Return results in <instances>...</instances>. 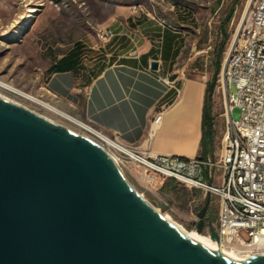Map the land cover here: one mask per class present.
Returning <instances> with one entry per match:
<instances>
[{
  "label": "water",
  "instance_id": "obj_1",
  "mask_svg": "<svg viewBox=\"0 0 264 264\" xmlns=\"http://www.w3.org/2000/svg\"><path fill=\"white\" fill-rule=\"evenodd\" d=\"M211 199L197 230L219 243ZM0 264H264V254L212 250L167 221L99 141L0 96Z\"/></svg>",
  "mask_w": 264,
  "mask_h": 264
},
{
  "label": "crops",
  "instance_id": "obj_2",
  "mask_svg": "<svg viewBox=\"0 0 264 264\" xmlns=\"http://www.w3.org/2000/svg\"><path fill=\"white\" fill-rule=\"evenodd\" d=\"M142 10L116 7L101 41L89 43L91 54L74 45L54 61L48 91L58 108L141 151L199 155L207 81L185 72L183 23ZM108 31L114 35L103 37Z\"/></svg>",
  "mask_w": 264,
  "mask_h": 264
},
{
  "label": "rangeland",
  "instance_id": "obj_3",
  "mask_svg": "<svg viewBox=\"0 0 264 264\" xmlns=\"http://www.w3.org/2000/svg\"><path fill=\"white\" fill-rule=\"evenodd\" d=\"M233 2L234 0H0V79L56 105L48 91L50 66L78 41L86 45L85 56L91 54L93 49L88 46L89 43L93 40L101 41L99 30L115 8L123 6L134 10L142 8L145 12L151 10L172 24L183 23L188 35L182 57L185 72L187 76L208 81L214 73L218 47L225 37L224 31L227 30L230 37L223 63L249 5V0H240L226 26L225 20ZM236 90L235 86L230 89L231 92ZM226 93L221 69L213 95L218 127L216 156L223 148L227 132ZM0 96L80 133L84 130L68 117L15 90L0 85ZM232 116L234 120L241 119L242 110L239 106L233 108ZM123 168L132 184L154 206L185 229H197L200 221L198 212L207 199L203 189L199 195L194 193L189 203L185 204L162 190L165 176L153 173L156 179L147 181L139 168ZM218 174L221 176L219 171ZM212 198L207 215L216 224L219 196L212 194ZM163 204H166L167 208H164ZM200 233L210 235L208 228Z\"/></svg>",
  "mask_w": 264,
  "mask_h": 264
},
{
  "label": "built area",
  "instance_id": "obj_4",
  "mask_svg": "<svg viewBox=\"0 0 264 264\" xmlns=\"http://www.w3.org/2000/svg\"><path fill=\"white\" fill-rule=\"evenodd\" d=\"M142 9V8H141ZM134 10V11H139ZM114 32H104L103 37ZM222 76L226 88L227 132L218 158L150 154L124 143L118 136L95 135L122 166L141 170L147 181L158 173L174 177L188 187H198L219 196L215 224L220 246L248 259L264 254V0H251L235 39L225 57ZM171 83L169 77L165 78ZM232 86L236 92H231ZM239 106L240 120L232 110ZM159 112L154 122H159ZM124 169V168H123ZM218 171L221 173L219 176Z\"/></svg>",
  "mask_w": 264,
  "mask_h": 264
},
{
  "label": "trees",
  "instance_id": "obj_5",
  "mask_svg": "<svg viewBox=\"0 0 264 264\" xmlns=\"http://www.w3.org/2000/svg\"><path fill=\"white\" fill-rule=\"evenodd\" d=\"M239 1L240 0H234L233 5L230 8V11L227 15V19L225 20L226 26L231 21L235 12V6ZM224 35H225L224 40L218 47L217 58L215 59L214 73L211 79L207 81V85H206L205 105H204V115H203V136L201 141V152L199 154V156L204 158H207L209 156H214L218 148L217 114L214 111L213 95L219 81V75L222 69V64L224 59V53L227 46V42L230 37V34L227 30L224 31ZM76 45L81 47L83 44H81L80 42H76L75 46ZM65 61H68V59L65 58L64 62ZM161 188L165 193L169 194L172 197H175L176 199L182 200V202L185 204L189 203L194 193L196 195L202 193L201 188L198 187L189 188L186 185H184L183 182L179 181L174 177H166ZM211 201H213V198L211 199ZM163 207L167 208V205L163 204ZM209 219L211 218L209 217Z\"/></svg>",
  "mask_w": 264,
  "mask_h": 264
},
{
  "label": "bare ground",
  "instance_id": "obj_6",
  "mask_svg": "<svg viewBox=\"0 0 264 264\" xmlns=\"http://www.w3.org/2000/svg\"><path fill=\"white\" fill-rule=\"evenodd\" d=\"M251 0H249L250 2ZM136 6V5H135ZM134 7V6H133ZM0 85L4 86V87H7V88H10L12 90H15L29 98H32L38 102H40L41 104L47 106L48 108L54 110L55 112L61 114V115H64L66 117H68L69 119H71L73 122L77 123L79 126H88V122H85L65 111H63L62 109L58 108L57 106L53 105V104H50L48 102H46L45 100H42V99H39L38 97L32 95V94H29V93H26L22 90H20L19 88L13 86L12 84L10 83H7L5 82L4 80L0 79ZM51 120V119H50ZM82 134L84 135H88L90 137L93 138V134L90 133L89 129H84L83 132H81ZM95 135H100V137H109V134L105 133L104 131H102L101 129L99 128H95ZM103 145V144H102ZM106 149H108L106 146H105ZM112 154V153H111ZM114 156V154H112ZM115 160H116V156H114ZM117 161V160H116ZM117 163L119 164V166L122 168V166L120 165V163L117 161ZM123 169V168H122ZM124 171V169H123ZM137 189V188H136ZM139 191V190H138ZM140 192V191H139ZM141 193V192H140ZM142 196H144L142 193H141ZM145 197V196H144ZM146 198V197H145ZM148 200V199H147ZM149 201V200H148ZM155 209L169 222L173 223L174 225H176L182 232H185V233H188L190 234L191 236H193L194 238L200 240L201 242L205 243L206 245H208L212 250L214 251H219V252H222V253H226L228 255H230L231 257H233L235 260L237 261H243L245 260L244 258H241L239 257L237 254H235L234 252L232 251H229V250H226V249H222L220 244L218 243V241L214 238H212L210 235L208 234H203V233H200L197 229H194V231H190V230H187L185 229L183 226H181L180 224H178L177 222H175L174 220H172L167 214L163 213L159 208H157L156 206H154Z\"/></svg>",
  "mask_w": 264,
  "mask_h": 264
}]
</instances>
